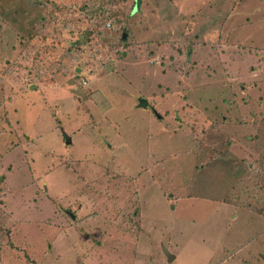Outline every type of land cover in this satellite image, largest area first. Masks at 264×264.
<instances>
[{"label":"rangeland","instance_id":"374dc122","mask_svg":"<svg viewBox=\"0 0 264 264\" xmlns=\"http://www.w3.org/2000/svg\"><path fill=\"white\" fill-rule=\"evenodd\" d=\"M135 6L0 0V264H264V0Z\"/></svg>","mask_w":264,"mask_h":264},{"label":"water","instance_id":"95a60500","mask_svg":"<svg viewBox=\"0 0 264 264\" xmlns=\"http://www.w3.org/2000/svg\"><path fill=\"white\" fill-rule=\"evenodd\" d=\"M138 8H139V0H136V6H135V11L136 12L138 11ZM125 38H126V36L123 35V39H125ZM138 107H140V108H146L147 107V102L145 100H143V99H139V105H138ZM157 117L159 119L160 116H157ZM63 137H64L65 145H70L71 144V139L66 134H64ZM72 218H73V216H72ZM162 251H163L164 256L166 257L168 263H170L171 261H173L174 256L169 251H167V249H165L164 247H162Z\"/></svg>","mask_w":264,"mask_h":264},{"label":"trees","instance_id":"16d2710c","mask_svg":"<svg viewBox=\"0 0 264 264\" xmlns=\"http://www.w3.org/2000/svg\"><path fill=\"white\" fill-rule=\"evenodd\" d=\"M132 12H136L135 11V7L132 9ZM123 35H125L126 36V34H123ZM123 35H122V37H121V39H122V41H124L125 39H123ZM67 147H68V145H66Z\"/></svg>","mask_w":264,"mask_h":264}]
</instances>
